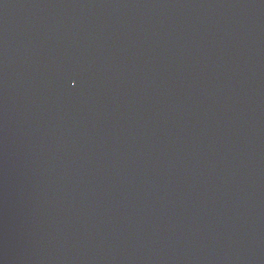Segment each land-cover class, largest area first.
Segmentation results:
<instances>
[{"label": "water", "instance_id": "water-1", "mask_svg": "<svg viewBox=\"0 0 264 264\" xmlns=\"http://www.w3.org/2000/svg\"><path fill=\"white\" fill-rule=\"evenodd\" d=\"M0 264H264V0H0Z\"/></svg>", "mask_w": 264, "mask_h": 264}]
</instances>
